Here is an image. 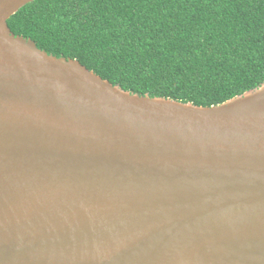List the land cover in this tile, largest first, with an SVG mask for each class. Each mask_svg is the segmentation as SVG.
Returning <instances> with one entry per match:
<instances>
[{
  "label": "water",
  "instance_id": "1",
  "mask_svg": "<svg viewBox=\"0 0 264 264\" xmlns=\"http://www.w3.org/2000/svg\"><path fill=\"white\" fill-rule=\"evenodd\" d=\"M0 0V264H264V83L139 96L16 36Z\"/></svg>",
  "mask_w": 264,
  "mask_h": 264
},
{
  "label": "trees",
  "instance_id": "2",
  "mask_svg": "<svg viewBox=\"0 0 264 264\" xmlns=\"http://www.w3.org/2000/svg\"><path fill=\"white\" fill-rule=\"evenodd\" d=\"M8 26L139 96L211 107L264 83V0H35Z\"/></svg>",
  "mask_w": 264,
  "mask_h": 264
}]
</instances>
